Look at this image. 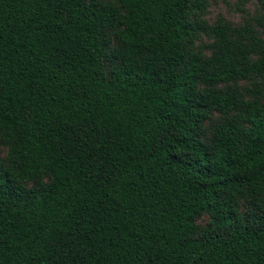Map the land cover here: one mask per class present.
<instances>
[{
    "label": "trees",
    "instance_id": "1",
    "mask_svg": "<svg viewBox=\"0 0 264 264\" xmlns=\"http://www.w3.org/2000/svg\"><path fill=\"white\" fill-rule=\"evenodd\" d=\"M207 4L0 0V264H264V38Z\"/></svg>",
    "mask_w": 264,
    "mask_h": 264
},
{
    "label": "rangeland",
    "instance_id": "2",
    "mask_svg": "<svg viewBox=\"0 0 264 264\" xmlns=\"http://www.w3.org/2000/svg\"><path fill=\"white\" fill-rule=\"evenodd\" d=\"M201 19L207 23L224 21L231 27H248L256 31L264 38V0H208L207 7ZM195 45L202 47L209 40L199 35ZM248 87L247 83H243ZM219 120V115L211 113L204 125L209 126ZM5 147L0 143V160L5 156ZM205 218L198 220V224H203Z\"/></svg>",
    "mask_w": 264,
    "mask_h": 264
}]
</instances>
